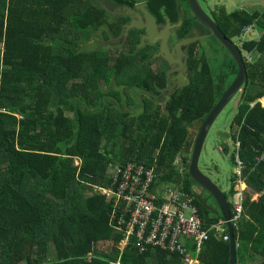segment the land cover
Wrapping results in <instances>:
<instances>
[{
  "label": "trees",
  "instance_id": "1",
  "mask_svg": "<svg viewBox=\"0 0 264 264\" xmlns=\"http://www.w3.org/2000/svg\"><path fill=\"white\" fill-rule=\"evenodd\" d=\"M107 1L0 0V264L117 260L122 234L110 226L111 205L96 188L111 184L110 165L137 161L155 167L163 182L187 191L197 184L187 170L196 141L193 127L200 130L238 66L228 49L222 61L226 72L217 75L205 56L189 55V83L172 91L164 104L143 98L138 113H130L124 107L125 102L135 104L132 95L141 90L159 98L169 79L165 69L152 70L151 60L137 59L146 29L135 26L125 33L131 13L111 18L115 6L133 10L136 1ZM178 2L146 4L159 22H165L166 15L173 22ZM224 14L220 25L230 38L240 37L251 25L262 32L241 43L254 59L244 56L248 77L233 119L237 127L232 139L240 147L232 160L236 163L238 154L243 161L247 183L243 213L235 227L238 264L255 255L264 264V160L256 159L264 145V106L260 101L251 106L264 96V11L237 9ZM98 35L105 40L121 36L124 46L117 54L111 49H83L91 36ZM119 87L129 90L128 98ZM236 180L234 172L231 199ZM256 193L259 197L253 199ZM195 203L207 225L222 217L210 216L211 210L197 196ZM107 242L106 251L98 250V244ZM200 256L203 264H228L230 241L212 234ZM121 262L181 264L178 255L161 248L139 253L133 246Z\"/></svg>",
  "mask_w": 264,
  "mask_h": 264
},
{
  "label": "built area",
  "instance_id": "2",
  "mask_svg": "<svg viewBox=\"0 0 264 264\" xmlns=\"http://www.w3.org/2000/svg\"><path fill=\"white\" fill-rule=\"evenodd\" d=\"M250 28L247 27L242 34L246 35ZM244 40H241L242 43ZM259 101L264 106V97L252 102L251 106ZM234 146L236 150L239 149L240 142L237 140ZM257 151L256 159L264 160V145ZM235 164L237 180L231 199L233 208L230 218L234 229L243 213L244 192L247 188L242 174L244 163L238 154ZM108 174L112 178L111 184L96 185V188L111 205L110 226L122 234L117 244L119 252L134 240L140 252L149 247H158L169 254L178 255L182 264H202L200 249L212 234L224 240L230 239L225 218L221 217L218 222L207 225L195 203L197 193L172 187V184L163 186L155 167L130 161L125 166L110 165ZM258 197L259 193H256L253 199ZM193 239L200 250L196 256L190 253L187 245ZM110 263L122 264L120 259Z\"/></svg>",
  "mask_w": 264,
  "mask_h": 264
},
{
  "label": "flooded vegetation",
  "instance_id": "3",
  "mask_svg": "<svg viewBox=\"0 0 264 264\" xmlns=\"http://www.w3.org/2000/svg\"><path fill=\"white\" fill-rule=\"evenodd\" d=\"M253 1L255 0H239L238 1L239 4H237L233 10L229 11L226 5H220L217 2H214L211 0H198L200 6L205 11V13H207L212 18L215 24L229 38L230 36L226 34L224 29L220 25V23H223V17L225 15L224 12L228 13V12H232L237 9H244L249 12L259 11L262 13L264 11V0H259V2H262V5L259 7H254L250 5L251 3L249 2H253ZM178 4H179V6L177 7L178 18L176 21L171 22V19L169 18V16L166 15L165 22H159L157 20V24L149 28L151 33L147 32V30L145 32L144 30V32L141 34L143 40L141 39L142 43L140 44L139 48H141L142 52L139 54V56H137V59L140 62H143L144 59L151 60L152 62L150 66L152 70L159 72L165 69L167 77L169 79L168 85L166 87L161 88L160 96L162 97V99L160 100L159 98L155 96V94H152L149 91H146V92L142 91L148 97L156 99L157 101L156 103L164 104L167 98L169 97V95L171 94V92L178 88V85H177L178 82L176 81L177 78L174 76V74H178L181 71L182 73L180 74H183L184 76L187 77L186 79H189V76L186 73V67H187L189 55H193L195 57H200L201 55L205 56L206 59L211 63V60H213L214 57L222 56V59H223L224 57L223 53H225L226 58L228 57V54L230 53L229 50H228L229 53L224 52L225 49L227 50V47L214 34H212L211 30L197 17V15L195 14V12L193 11V9L191 8L189 4V0H179ZM122 8H123V11L126 9L124 6H122ZM128 10L129 12L132 11L131 8H129ZM187 21H188V25L190 24L189 26H185V22ZM146 22L147 20L145 16L140 23L146 25ZM169 24L171 25L169 26ZM251 27L253 26L251 25ZM144 28L146 29V27ZM166 32L168 33L166 34ZM188 37L195 38L194 41L190 42L191 44L192 43L194 44L193 45L191 44L181 45L180 51H179L177 47L178 42ZM234 38H238V37H234ZM234 38H231V39L233 40ZM214 42H216V44ZM163 44L169 51L171 58H168L165 56V52L162 50ZM235 44L241 50L242 56L244 58L245 55L242 49V45L240 44V42L239 44L237 43ZM209 53L212 54V59L210 60L208 59ZM230 66L233 68L232 65ZM169 71H170V74L168 73ZM235 77H233V79ZM233 79L230 81L229 85L231 84ZM173 80L177 83L175 84L177 85V88L176 86L172 88V86L174 85ZM143 103L144 101H142V104ZM142 104L136 107H135L136 104L131 105V106L134 107L133 108L134 110L138 111L140 110V107H142L141 106ZM208 172H209L208 175L214 174V170H212L211 168H208ZM196 185L200 186L199 184H196Z\"/></svg>",
  "mask_w": 264,
  "mask_h": 264
},
{
  "label": "rangeland",
  "instance_id": "4",
  "mask_svg": "<svg viewBox=\"0 0 264 264\" xmlns=\"http://www.w3.org/2000/svg\"><path fill=\"white\" fill-rule=\"evenodd\" d=\"M104 1L105 4H108L109 1L107 0H102ZM214 2H217L220 5H226L227 9L229 11L233 10L235 8V6L238 3L239 0H211ZM251 3L250 5L254 6V7H259L262 5V2H259V0H255L253 2H249ZM127 8L124 10L126 11ZM114 11L115 14L112 13L111 18L114 19L117 14H120L121 12H123V8L121 6L117 7L115 6L113 9H111V12ZM148 20V19H147ZM147 23H150V21L146 22V26ZM130 29V28H129ZM128 29V30H129ZM102 30H104V28H102ZM127 30V32H128ZM126 32V33H127ZM262 32L255 28V27H251L250 29H248L246 31V35L242 34L240 35V37L238 38H234L233 41L237 44L242 43L241 40L243 39H253V38H257L259 37V35ZM245 35V36H244ZM241 37H245L242 38ZM124 39L123 37H111L109 40H105L102 36L101 39H97L93 42H85L84 45L85 47H83V49L86 50H92L95 48H103L105 50L107 49H111V52L114 54H117L120 49L124 46ZM216 44V42H214ZM221 47V46H219ZM226 52V51H224ZM244 55H246L248 57L249 61H252L254 59V55L253 54H249V53H245ZM251 58V60H250ZM208 59H212V54L209 53ZM222 56L221 57H214L213 60H211V65L212 68L214 69V73L215 75L219 74L221 70H224L226 72V67L224 68L223 64H222ZM180 73H182L180 71ZM174 74V76L177 78L176 81L178 82V87H182L183 85L189 83V79H186L187 77L184 76L183 74ZM173 75V74H172ZM171 75V76H172ZM177 85L176 88H177ZM119 90L121 92H123V94H125V98H128L129 94H126L127 92H129V90H127L125 92V90L122 87H119ZM138 96L132 95L131 96V100L133 102H135V107L140 105V102H142V98L146 97L147 95L144 94V92H142L141 90H138L137 92ZM162 99V97H159V100ZM241 103V92H238L230 101L229 103L223 108V110L219 113V115L216 117V119L214 120L213 124L211 125V128L207 134V137L205 139L204 142V146L202 148L200 157H199V168L205 172V173H209L208 172V168H211L212 170H214V174L211 175L209 174V176L214 179V181L217 182V184L219 185V187L225 192V194L228 196V200L231 201V196L229 194V188L231 185V177L234 174L235 170H236V164L233 162L232 160V154L236 151V148L234 146L233 143H231V141L233 142V136H235V132H236V124H233V119L235 114L238 111V106ZM124 107V105H123ZM134 107L129 105V103L125 102V107L124 109L126 110H130V113H138L137 110L133 109ZM68 115H72L71 112H67ZM198 125H195L193 127V131H192V137L193 139H196L197 135H198ZM197 133V134H196ZM223 133H226L227 136H225ZM225 149V151H223L222 149ZM194 149V148H193ZM193 149L192 151L189 153V156L187 157V162L190 164L191 160H192V154H193ZM77 162H79V160L77 159ZM190 167V165H189ZM215 167H217V169H215ZM187 170H189L187 168ZM169 183V182H166ZM172 184V183H170ZM247 184V183H246ZM192 189L193 191H195L197 194H199L200 196H203L204 199L206 200V202L211 205L213 207L214 210H218L219 212H217L216 215H220V207L216 201V199L214 198V196L208 192L206 189H203L201 186H197V185H193L192 184ZM215 212L211 211L210 216H214ZM107 243H100L97 245L98 250L103 251V250H107ZM121 260V259H120ZM248 264V263H245Z\"/></svg>",
  "mask_w": 264,
  "mask_h": 264
},
{
  "label": "water",
  "instance_id": "5",
  "mask_svg": "<svg viewBox=\"0 0 264 264\" xmlns=\"http://www.w3.org/2000/svg\"><path fill=\"white\" fill-rule=\"evenodd\" d=\"M137 3L136 9H133L131 12V15L133 16V19L129 25H127L125 33L127 30L131 27H146L147 32H150V27L155 26L157 24L156 17L149 11L147 8L146 2L148 0H135ZM189 4L197 17L211 30L212 34H214L230 51V53L233 55V57L236 60V63L238 65V73L236 77L233 79L231 84L227 87L221 98L218 100L216 105L211 109L209 115L206 117L203 125L201 126L198 135L196 137V141L194 144L193 154H192V160L189 167V173L190 176L199 184L201 187L206 189L208 192H210L214 198L216 199L219 207L221 215L225 218L227 221V225L229 228L230 233V259L228 264H238V256H237V241L235 237L234 227L230 220L231 218V212H230V206L227 199L226 194L224 191L219 187L216 181L212 179L207 173L203 172L199 168V157L202 151V148L204 146L205 139L207 137V134L211 128V125L213 124L216 117L219 115V113L223 110V108L229 103V101L238 93L242 92L243 86L247 80L248 73H247V67L245 64V60L242 56L241 50L239 47L234 43V41L227 37L225 33L215 24V22L212 20V18L205 13V11L200 6L198 0H189ZM128 8V7H127ZM129 9V8H128ZM146 16V20L150 21V23H147V26L140 23L142 19ZM139 21V22H138ZM171 24H169L170 26ZM168 32H166L167 34ZM195 38L188 37L180 42H178L177 47L180 51L181 45H186L192 41H194ZM162 50L165 52V56L168 58H171V55L167 48L162 46ZM170 74V71L168 72ZM174 85L172 88H174L176 82L173 80ZM225 136H227L226 133H223ZM232 143V141H231ZM217 169V167H215ZM198 200L209 210L214 211L215 213L219 212L218 210H214L211 205H209L203 196H200L197 194Z\"/></svg>",
  "mask_w": 264,
  "mask_h": 264
},
{
  "label": "crops",
  "instance_id": "6",
  "mask_svg": "<svg viewBox=\"0 0 264 264\" xmlns=\"http://www.w3.org/2000/svg\"><path fill=\"white\" fill-rule=\"evenodd\" d=\"M99 2H100V0H99ZM101 3H102V2H101ZM125 12H127V13L129 12L128 8H127V10H126ZM97 39H99V35H98V37L91 36V38H90L91 42H93V41H95V40H97ZM160 184H162L163 186H165V185H171L170 182H169V183H166V182H163V181H161ZM171 186H172V187H175V188H181V186L178 185V184H176V183H172ZM192 190H193V189H192ZM230 212H232V211L230 210ZM222 217H223V216H222ZM223 218H224V217H223ZM228 229H229V228H228ZM234 232H235V229H234ZM210 237H211V236H210ZM220 239H222V238H220ZM206 241H207V240H206ZM206 241H205V242H206ZM229 241H230V239H229ZM236 241H237V239H236ZM187 245H188V249H189L190 253H191L193 256H196L200 250L202 251L203 246H204V244H203L202 247H201V249L198 251V249H197V242H196L195 239L188 241V242H187ZM131 246H133L134 248H136V250L140 253V250H139L138 246L136 245L135 241L132 240V242H131V243L125 248V250L119 252V258H118V259H121L122 255H123V253L126 251V249H128V248L131 247ZM238 246H239V243H238V241H237V247H238ZM155 248H157V247H149L147 250H149V249H155ZM147 250H145V251H147ZM145 251H143V252H145ZM201 251H200V253H199V258H200V260H201V262H202V259H201V256H200V255H201ZM141 253H142V252H141ZM180 263L182 264L181 260H180ZM247 263H248V264H261V256H260V255H255V257L251 258ZM202 264H203V262H202Z\"/></svg>",
  "mask_w": 264,
  "mask_h": 264
},
{
  "label": "clouds",
  "instance_id": "7",
  "mask_svg": "<svg viewBox=\"0 0 264 264\" xmlns=\"http://www.w3.org/2000/svg\"><path fill=\"white\" fill-rule=\"evenodd\" d=\"M264 97V96H263Z\"/></svg>",
  "mask_w": 264,
  "mask_h": 264
}]
</instances>
